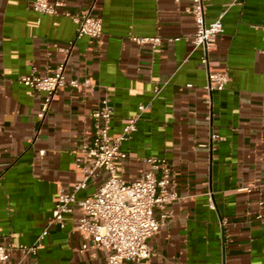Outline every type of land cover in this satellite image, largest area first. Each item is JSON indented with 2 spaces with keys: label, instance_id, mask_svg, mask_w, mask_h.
Instances as JSON below:
<instances>
[{
  "label": "crops",
  "instance_id": "obj_1",
  "mask_svg": "<svg viewBox=\"0 0 264 264\" xmlns=\"http://www.w3.org/2000/svg\"><path fill=\"white\" fill-rule=\"evenodd\" d=\"M32 1L0 0V244L11 246L0 264H103L105 252L81 251L87 239L75 227L78 211L65 214L62 227L50 216L56 194L80 176L72 150L89 134L90 112L105 93L114 105L111 132L138 116L122 145L121 175L134 180L147 157H165L177 196L169 220L147 241L149 258L124 264H264V224L254 218L264 200V0H209L207 21L224 14L208 65L229 74L225 88L211 93L202 50L190 41L196 26L188 2L53 0L60 6L47 15ZM86 7L102 20L98 38H77L64 14ZM131 36L162 41L153 51ZM60 65L66 78L89 77L94 86L59 91L40 117L43 93L19 78ZM102 177L77 196L94 193Z\"/></svg>",
  "mask_w": 264,
  "mask_h": 264
},
{
  "label": "built area",
  "instance_id": "obj_2",
  "mask_svg": "<svg viewBox=\"0 0 264 264\" xmlns=\"http://www.w3.org/2000/svg\"><path fill=\"white\" fill-rule=\"evenodd\" d=\"M176 3L186 1L189 6L186 12L193 16L195 31L190 41L195 48H200L202 54L199 66L206 71L208 93L221 91L229 81L227 69L215 70L208 65V53L213 48L215 40L223 32L221 11L214 20H206V10L209 0H174ZM60 3L53 0H33L32 9L39 14L52 15L57 12ZM64 14L76 26V37L86 36L98 38L103 26L100 17L91 13L86 7L76 13ZM264 30V26H263ZM180 37H169L167 41H176ZM138 44L149 43L153 51L161 44L159 36H131ZM70 48H65L69 52ZM19 81L28 87L32 93L42 92L39 116L43 117L49 109L54 96L66 88L91 90L94 83L91 78H66L63 65L54 73L41 74L32 68L22 75ZM191 86V84H187ZM154 87L155 93L159 92ZM205 103L211 105L207 94ZM144 109L143 105L138 106ZM114 115V105L109 94L105 93L100 104L90 112L92 128L72 150L74 165L80 176L66 191L58 192L54 198L50 216V224L64 225V215L78 211L75 227L85 233L87 241L81 245V251L87 249L105 252L103 264H124L126 261L146 260L150 256L148 239L155 235L167 223L171 216L170 205L176 199V192L170 186L173 178L171 162L165 157L149 156L145 160L148 168L141 170L134 180H126L120 172L119 162L127 156L123 143L132 138L137 130L138 116L127 119L121 129L111 132V121ZM207 115V120H211ZM212 138L219 139L218 134ZM102 175L94 193L84 197L77 193L85 189L90 180ZM210 194V192H208ZM213 208V203L210 202ZM264 200L258 202L254 215L256 221L264 224ZM47 234V228L41 236ZM89 241V242H88ZM27 252L34 251V246L25 247ZM10 245L0 244V263L9 259Z\"/></svg>",
  "mask_w": 264,
  "mask_h": 264
}]
</instances>
